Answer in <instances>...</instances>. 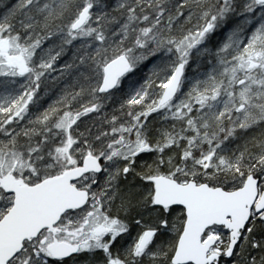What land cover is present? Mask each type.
<instances>
[{
    "label": "snow or ice",
    "instance_id": "obj_1",
    "mask_svg": "<svg viewBox=\"0 0 264 264\" xmlns=\"http://www.w3.org/2000/svg\"><path fill=\"white\" fill-rule=\"evenodd\" d=\"M0 264H264V0H0Z\"/></svg>",
    "mask_w": 264,
    "mask_h": 264
}]
</instances>
